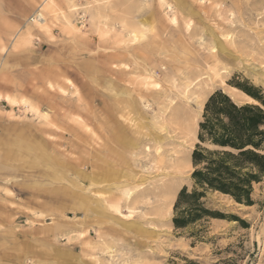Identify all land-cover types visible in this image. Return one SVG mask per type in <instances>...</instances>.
<instances>
[{
    "label": "rangeland",
    "instance_id": "374dc122",
    "mask_svg": "<svg viewBox=\"0 0 264 264\" xmlns=\"http://www.w3.org/2000/svg\"><path fill=\"white\" fill-rule=\"evenodd\" d=\"M264 92V0H0V264H264V180L173 222L205 103Z\"/></svg>",
    "mask_w": 264,
    "mask_h": 264
},
{
    "label": "trees",
    "instance_id": "16d2710c",
    "mask_svg": "<svg viewBox=\"0 0 264 264\" xmlns=\"http://www.w3.org/2000/svg\"><path fill=\"white\" fill-rule=\"evenodd\" d=\"M235 87L258 103H238L218 89L207 99L192 153L195 187L184 186L175 203L173 222L186 227L203 218L225 215L207 204L208 191L252 205L253 184L264 180V92L248 79Z\"/></svg>",
    "mask_w": 264,
    "mask_h": 264
}]
</instances>
